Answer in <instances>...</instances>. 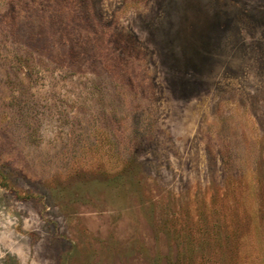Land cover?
I'll list each match as a JSON object with an SVG mask.
<instances>
[{
    "label": "rangeland",
    "instance_id": "1",
    "mask_svg": "<svg viewBox=\"0 0 264 264\" xmlns=\"http://www.w3.org/2000/svg\"><path fill=\"white\" fill-rule=\"evenodd\" d=\"M0 264H264V0H0Z\"/></svg>",
    "mask_w": 264,
    "mask_h": 264
}]
</instances>
